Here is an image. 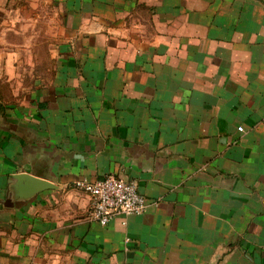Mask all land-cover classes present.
<instances>
[{
	"label": "crops",
	"instance_id": "crops-1",
	"mask_svg": "<svg viewBox=\"0 0 264 264\" xmlns=\"http://www.w3.org/2000/svg\"><path fill=\"white\" fill-rule=\"evenodd\" d=\"M0 102V264H264V0H0Z\"/></svg>",
	"mask_w": 264,
	"mask_h": 264
},
{
	"label": "built area",
	"instance_id": "built-area-1",
	"mask_svg": "<svg viewBox=\"0 0 264 264\" xmlns=\"http://www.w3.org/2000/svg\"><path fill=\"white\" fill-rule=\"evenodd\" d=\"M243 128L242 125L238 126L239 130ZM76 184L92 195L91 217L102 224H107L116 215L142 213L149 206L137 181L114 173L95 180L85 178Z\"/></svg>",
	"mask_w": 264,
	"mask_h": 264
},
{
	"label": "water",
	"instance_id": "water-1",
	"mask_svg": "<svg viewBox=\"0 0 264 264\" xmlns=\"http://www.w3.org/2000/svg\"><path fill=\"white\" fill-rule=\"evenodd\" d=\"M15 177L18 180L17 184L20 186L22 194H31L44 188L57 186L55 183L46 178L39 177L24 171L16 173Z\"/></svg>",
	"mask_w": 264,
	"mask_h": 264
},
{
	"label": "rangeland",
	"instance_id": "rangeland-1",
	"mask_svg": "<svg viewBox=\"0 0 264 264\" xmlns=\"http://www.w3.org/2000/svg\"><path fill=\"white\" fill-rule=\"evenodd\" d=\"M28 11H33V9L29 8L27 9ZM49 9H43L42 10V17H43V20L41 21V31L39 32L40 34L38 35V40H35L34 41V44L37 42L38 44L36 45V50H39L42 54V58L44 59V62H47V58L49 57L48 54H47V49H48V45L50 43V41L47 39L48 36V29H49V24L48 22L45 23V18L48 16V11ZM61 16V15H60ZM60 19V24H59V30L61 29L62 27V22H61V17H59ZM40 39H43V40H40Z\"/></svg>",
	"mask_w": 264,
	"mask_h": 264
}]
</instances>
